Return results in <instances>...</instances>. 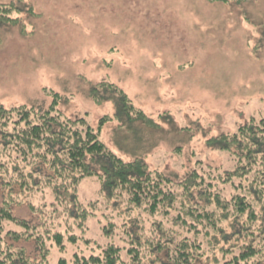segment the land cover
<instances>
[{"label": "rangeland", "instance_id": "374dc122", "mask_svg": "<svg viewBox=\"0 0 264 264\" xmlns=\"http://www.w3.org/2000/svg\"><path fill=\"white\" fill-rule=\"evenodd\" d=\"M11 3L33 14L0 22L4 107L54 102L94 127L108 116L100 138L113 152L177 182L196 168L234 169L236 156L211 139L264 120V0H0ZM110 85L133 104L130 119L117 115ZM101 188L97 176L79 188L82 207L95 212L90 233L99 243L104 214L121 209L100 197ZM25 195L12 206L18 218L44 227L63 212H53L52 195ZM16 245L41 258L34 240ZM53 253L55 262L61 253Z\"/></svg>", "mask_w": 264, "mask_h": 264}, {"label": "trees", "instance_id": "16d2710c", "mask_svg": "<svg viewBox=\"0 0 264 264\" xmlns=\"http://www.w3.org/2000/svg\"><path fill=\"white\" fill-rule=\"evenodd\" d=\"M24 11L4 4L0 22L16 23L12 13ZM110 87L118 93L117 115L130 119L133 104ZM109 119L102 116L94 127L86 116H65L54 102L48 108L0 105V264H263L264 120L211 139L236 156L234 169L196 168L177 182L142 159L125 161L113 152L100 138ZM87 176L102 181L100 197L121 202L117 212L104 214L102 243L91 238L95 212L79 200ZM31 192L52 195L54 213L63 209L52 225L13 214V203ZM21 240H34L41 258L17 246ZM73 244L77 250L67 258Z\"/></svg>", "mask_w": 264, "mask_h": 264}]
</instances>
